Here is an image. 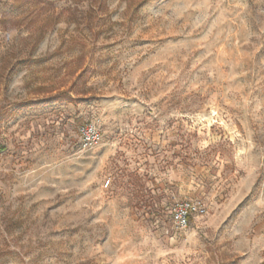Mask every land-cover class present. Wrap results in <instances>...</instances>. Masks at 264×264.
Masks as SVG:
<instances>
[{"label":"rangeland","instance_id":"1","mask_svg":"<svg viewBox=\"0 0 264 264\" xmlns=\"http://www.w3.org/2000/svg\"><path fill=\"white\" fill-rule=\"evenodd\" d=\"M52 3L0 0V264H264V0Z\"/></svg>","mask_w":264,"mask_h":264},{"label":"built area","instance_id":"2","mask_svg":"<svg viewBox=\"0 0 264 264\" xmlns=\"http://www.w3.org/2000/svg\"><path fill=\"white\" fill-rule=\"evenodd\" d=\"M78 135L80 145L84 150L92 148L99 140L100 134L98 129L93 125H81L78 128ZM109 182L104 184L107 188ZM206 213V208L200 203H193L191 201H182L175 204L171 210V221L176 231H185L190 223V220L203 216Z\"/></svg>","mask_w":264,"mask_h":264},{"label":"trees","instance_id":"3","mask_svg":"<svg viewBox=\"0 0 264 264\" xmlns=\"http://www.w3.org/2000/svg\"><path fill=\"white\" fill-rule=\"evenodd\" d=\"M90 4L97 7L98 12H102L105 6L106 0H89ZM14 8H31L32 10H38L39 13L50 12L53 8L52 0H13ZM2 24L6 22V19L1 20ZM8 22V21H7ZM74 22V21H72ZM13 22H9L11 24ZM3 150V147H0V151Z\"/></svg>","mask_w":264,"mask_h":264}]
</instances>
